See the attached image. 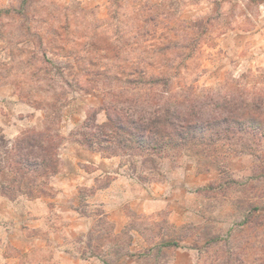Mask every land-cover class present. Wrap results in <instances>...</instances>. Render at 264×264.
I'll use <instances>...</instances> for the list:
<instances>
[{"label":"rangeland","instance_id":"obj_1","mask_svg":"<svg viewBox=\"0 0 264 264\" xmlns=\"http://www.w3.org/2000/svg\"><path fill=\"white\" fill-rule=\"evenodd\" d=\"M140 69L172 103L264 101V0H0V264H264V114L215 148L82 143L108 86L146 95L116 79ZM43 132L56 172L3 192L13 146Z\"/></svg>","mask_w":264,"mask_h":264},{"label":"trees","instance_id":"obj_2","mask_svg":"<svg viewBox=\"0 0 264 264\" xmlns=\"http://www.w3.org/2000/svg\"><path fill=\"white\" fill-rule=\"evenodd\" d=\"M121 73L124 78L126 76L127 83L147 87L146 95L124 97L108 86L110 98L104 107L107 121L96 124L89 117L85 123L87 129L96 127L91 134H84L82 139V143L90 149L134 154L136 150L160 153L201 146L215 148L219 142L244 133L248 126L261 127L263 100L250 102L241 94L228 93L211 96V99L199 104H190L191 101H187V105L172 103L167 96L172 80L164 75L166 72L150 73L146 69L132 73L118 72L116 79L120 78L123 82ZM158 86L166 87L167 91L156 92ZM43 134L25 136L22 142L13 146L14 157L6 160L9 172L15 175L1 183L3 192L26 187L33 179L30 177L31 170L39 177L47 172H56V143Z\"/></svg>","mask_w":264,"mask_h":264},{"label":"crops","instance_id":"obj_3","mask_svg":"<svg viewBox=\"0 0 264 264\" xmlns=\"http://www.w3.org/2000/svg\"><path fill=\"white\" fill-rule=\"evenodd\" d=\"M33 202H38L39 204H42L43 205L42 199H39L38 201H33ZM33 202H30V203H33ZM33 205L36 206V203H33ZM29 208L32 209L31 207H29ZM15 209H16V207H15ZM6 210L7 211H13V205H11V202L7 198L2 197L0 199V211H6ZM32 210L33 211H37L36 208H35V210L34 209H32ZM5 215L6 214H4V216ZM4 216H2L1 213H0V220H4V218H6Z\"/></svg>","mask_w":264,"mask_h":264}]
</instances>
